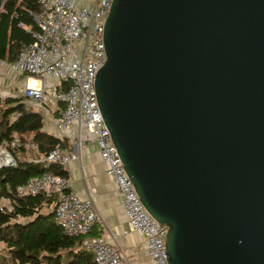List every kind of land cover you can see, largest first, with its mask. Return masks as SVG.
I'll return each instance as SVG.
<instances>
[{"label": "water", "instance_id": "obj_1", "mask_svg": "<svg viewBox=\"0 0 264 264\" xmlns=\"http://www.w3.org/2000/svg\"><path fill=\"white\" fill-rule=\"evenodd\" d=\"M103 40L98 106L168 263L264 264V0H112Z\"/></svg>", "mask_w": 264, "mask_h": 264}, {"label": "built area", "instance_id": "obj_2", "mask_svg": "<svg viewBox=\"0 0 264 264\" xmlns=\"http://www.w3.org/2000/svg\"><path fill=\"white\" fill-rule=\"evenodd\" d=\"M112 0H37L32 13L38 30L33 41L24 43L12 61L0 59V78L17 77L19 96L26 108L41 109L43 122L60 139L69 137L74 145L85 141L84 130L97 148L106 174L116 185L129 231L140 233L150 264H169L165 253L167 226L158 222L141 202L124 169L97 102L95 78L106 60L103 40L105 22ZM22 145L16 136L0 145V167L16 165L17 149ZM25 151L34 152L29 161L67 165L77 158L73 152L56 145L46 153L27 140ZM19 196L56 195L52 208L54 222L68 236L91 232L100 220L92 192L80 193L60 174L44 171L15 188ZM93 264H125L122 251L103 236L87 240Z\"/></svg>", "mask_w": 264, "mask_h": 264}, {"label": "trees", "instance_id": "obj_3", "mask_svg": "<svg viewBox=\"0 0 264 264\" xmlns=\"http://www.w3.org/2000/svg\"><path fill=\"white\" fill-rule=\"evenodd\" d=\"M38 8L37 0H0V59L14 60L20 46L33 41L38 26L32 13ZM21 100L0 97V145L16 136L22 141L16 165L0 167V201H9L0 203V243L12 264H93L92 252L81 248V235H65L54 222L56 195L19 196L15 192L17 185L47 170L68 178L59 163L44 166L25 160V141H34L42 153L56 145L71 147L66 139L44 130L42 114L26 108Z\"/></svg>", "mask_w": 264, "mask_h": 264}, {"label": "crops", "instance_id": "obj_4", "mask_svg": "<svg viewBox=\"0 0 264 264\" xmlns=\"http://www.w3.org/2000/svg\"><path fill=\"white\" fill-rule=\"evenodd\" d=\"M12 79L13 82L18 81L17 77ZM8 82L7 79L0 78V97L3 93L5 96L18 97L17 83L9 88L7 87ZM19 98L23 100V97ZM39 112L43 115L41 109ZM43 128L57 136L45 122ZM63 139H66L71 145L70 148L64 150L77 155L76 159L63 166L68 171L66 179L70 186L80 193L92 192L100 216V220L94 225L91 232L81 235V248L86 249L87 240L95 236H103L120 248L125 264H150L142 235L136 231L128 230L121 198L117 193L115 183L106 174V164L101 161L97 148L91 144L89 137L82 145H74L69 137ZM85 142L90 143L86 144ZM30 156H37V154L25 151V160L29 161Z\"/></svg>", "mask_w": 264, "mask_h": 264}, {"label": "rangeland", "instance_id": "obj_5", "mask_svg": "<svg viewBox=\"0 0 264 264\" xmlns=\"http://www.w3.org/2000/svg\"><path fill=\"white\" fill-rule=\"evenodd\" d=\"M15 85H16V82H15ZM15 89H16V93H17L16 86H15ZM17 96H18V98L20 97L19 95H17ZM2 97H5L4 93H3ZM84 135H85V139H87L88 135H87L86 129L84 130ZM85 143L89 144L90 142H85ZM17 152L20 154L19 149H17ZM0 203L1 204H9V201L3 199V200L0 201ZM0 264H12L11 260H10V257L8 255L7 251L5 250V248H4L2 243H0Z\"/></svg>", "mask_w": 264, "mask_h": 264}]
</instances>
